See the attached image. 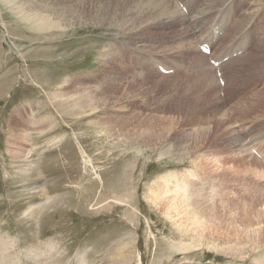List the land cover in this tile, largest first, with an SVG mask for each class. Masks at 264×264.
Wrapping results in <instances>:
<instances>
[{
  "label": "rangeland",
  "instance_id": "obj_1",
  "mask_svg": "<svg viewBox=\"0 0 264 264\" xmlns=\"http://www.w3.org/2000/svg\"><path fill=\"white\" fill-rule=\"evenodd\" d=\"M129 1L0 0V264H264V42L225 101L195 46L227 4L221 48L264 37V0H171L126 33Z\"/></svg>",
  "mask_w": 264,
  "mask_h": 264
},
{
  "label": "bare ground",
  "instance_id": "obj_2",
  "mask_svg": "<svg viewBox=\"0 0 264 264\" xmlns=\"http://www.w3.org/2000/svg\"><path fill=\"white\" fill-rule=\"evenodd\" d=\"M125 1V0H123ZM152 1H156V5H153L151 2ZM186 1V0H185ZM190 1V0H188ZM130 2V5L128 6V8L124 11V16L125 18L122 17L121 20H119V22L123 23L122 24V27H123V32H126V33H131V32H137V31H140V29L146 25H150L151 23L150 22V19H146V20H143V21H139L137 22L140 14L145 10H153V11H156L158 12L159 16L161 18H165L167 17L168 13L171 12V13H175L176 12H179L181 9L179 7V2L178 4H176V7L174 5V3L171 1V0H133L132 1H129ZM191 2V1H190ZM202 2V1H201ZM189 3V2H188ZM172 4V6H171ZM91 6V4H89ZM192 6V5H191ZM199 6V5H198ZM226 7H229V5L227 4L225 6ZM193 8H194V5H193ZM192 8V10H193ZM120 9L119 6L116 7V9L114 11H110L109 9L107 8H103V9H100L99 12H98V15L99 17H97V20H95V23H98V21L102 22L103 20H108V19H111L110 21V25H118L117 24V19L114 15L117 14V10ZM174 9V10H172ZM189 9V8H188ZM188 9H185L183 11H186L187 12L189 11ZM195 9V8H194ZM76 11V10H75ZM74 11V13H75ZM182 11V12H183ZM197 11V10H196ZM181 12V11H180ZM193 12V11H192ZM192 12H189V13H192ZM208 12H212V10H209L207 11ZM184 13V12H183ZM186 13V12H185ZM194 13H196L194 11ZM206 12H202V14H204ZM197 14V13H196ZM202 14H201V17H202ZM208 14H211V13H208ZM207 14V15H208ZM172 15V14H171ZM199 15V13H198ZM170 16V15H169ZM173 16V15H172ZM175 16V15H174ZM179 16V15H178ZM189 16V15H188ZM197 16V15H196ZM200 16V15H199ZM205 16V14L203 15V17ZM192 17V20L196 21L198 17H195L193 14L191 15ZM185 18V17H184ZM188 18V17H187ZM167 19H170V17H167ZM186 19V18H185ZM174 20V18L172 19ZM184 20V19H183ZM191 20V19H190ZM172 22V21H171ZM179 22V20L177 21ZM181 22H182V19H181ZM210 25V23H209ZM211 26V25H210ZM118 30V29H117ZM209 30V29H208ZM189 32H191L189 30ZM209 32V31H208ZM197 33V32H196ZM207 33V32H206ZM117 34H120L119 31ZM188 34H191V33H188ZM120 36V35H119ZM204 36V35H203ZM116 38V37H115ZM197 49V48H196ZM198 57V56H197ZM212 74V73H210ZM213 78V76H212ZM214 79V78H213ZM208 82V81H207ZM210 85V84H208ZM216 96V95H215ZM244 114V112H242ZM225 119V118H224ZM239 119V118H238ZM236 120V119H235ZM231 129V127L229 128ZM234 132V131H233ZM237 135V134H235ZM239 136V135H238ZM238 139V138H237ZM246 139V138H245ZM245 141V140H244ZM246 142V141H245ZM240 143V142H239ZM247 143V142H246ZM241 147V146H240ZM241 150V149H240ZM243 150V148H242ZM241 150V151H242ZM246 150H244V153ZM249 152V151H248ZM188 174V172H187ZM189 176V175H188ZM191 179V178H190ZM194 181V180H193ZM188 182V181H187ZM182 183V182H181ZM187 184V183H186ZM185 184V185H186ZM201 184V183H200ZM182 185V184H181ZM184 185V186H185ZM192 186V185H191ZM187 187V186H186ZM190 187V186H189ZM202 187V186H201ZM200 190V189H199ZM193 196V195H192ZM195 196V195H194ZM191 197V195L189 196V198ZM188 198V199H189Z\"/></svg>",
  "mask_w": 264,
  "mask_h": 264
}]
</instances>
